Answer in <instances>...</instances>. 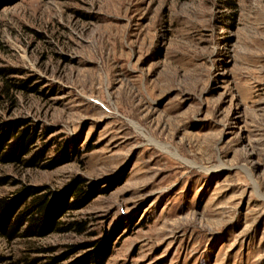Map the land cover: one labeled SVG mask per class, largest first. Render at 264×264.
<instances>
[{
    "label": "rangeland",
    "instance_id": "374dc122",
    "mask_svg": "<svg viewBox=\"0 0 264 264\" xmlns=\"http://www.w3.org/2000/svg\"><path fill=\"white\" fill-rule=\"evenodd\" d=\"M0 70V205L78 199L0 264H264V0H0Z\"/></svg>",
    "mask_w": 264,
    "mask_h": 264
},
{
    "label": "trees",
    "instance_id": "16d2710c",
    "mask_svg": "<svg viewBox=\"0 0 264 264\" xmlns=\"http://www.w3.org/2000/svg\"><path fill=\"white\" fill-rule=\"evenodd\" d=\"M0 72L4 73V70H0ZM17 129V127H16ZM13 132L15 136L17 134V130H14L13 127H9L8 129H4L3 133L0 132V145L5 143V137L10 135ZM36 140V135L34 133H30L28 130L24 131L21 137L15 141L12 146V152L14 150L27 152L30 149V145L33 144ZM77 153L78 148L69 147L65 151L61 152L57 157L49 162V164L45 165L46 168L54 169L58 166L66 164L72 160V156L70 154ZM40 156V155H39ZM33 157L31 160L26 162L28 166H37V162L41 161L40 157ZM11 155L8 154L5 156V159L9 160ZM20 163H24L21 157H13ZM81 182L84 181L83 178L80 179ZM79 196L81 192V185L76 189ZM78 199L73 203H69L67 199L62 198L54 202V204L49 205L47 199H43L41 197H35L28 201V199H24L23 204L26 205L25 210L23 212H19L16 214V221L11 223L10 216L14 213L15 205L13 204H4L0 205V232L9 238L15 237L18 234L19 224H23L25 221L29 222V226L22 233L23 236H44L48 233H51L55 230L63 231L66 229L60 228L58 226L59 217L61 210L63 209H75L77 208ZM78 229L81 230V227L78 226ZM110 251L106 247L101 249L94 254H91L85 259V262L89 264H103L106 258L108 257ZM57 262V260H56ZM56 262L52 261L49 264H56ZM30 264H34L31 262Z\"/></svg>",
    "mask_w": 264,
    "mask_h": 264
}]
</instances>
